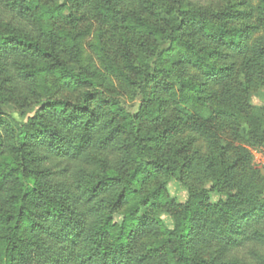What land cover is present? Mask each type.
<instances>
[{"label":"trees","instance_id":"1","mask_svg":"<svg viewBox=\"0 0 264 264\" xmlns=\"http://www.w3.org/2000/svg\"><path fill=\"white\" fill-rule=\"evenodd\" d=\"M247 8L0 0V264H247L231 254L264 242V106L245 95L264 34L231 27ZM88 19L119 31L114 52L84 56Z\"/></svg>","mask_w":264,"mask_h":264},{"label":"rangeland","instance_id":"2","mask_svg":"<svg viewBox=\"0 0 264 264\" xmlns=\"http://www.w3.org/2000/svg\"><path fill=\"white\" fill-rule=\"evenodd\" d=\"M64 0H59V3H63ZM198 3L200 6L209 8L211 10L222 12L224 9L234 6V9L240 11H249L247 7L250 8L253 16L250 20L246 18L236 17L235 21L232 23L231 27L242 28L244 25L249 27V35L245 39L248 47L253 45L260 36L264 34L263 26L260 25L257 18L259 17V7L263 0H192ZM136 8H139L138 3L135 4ZM65 16L67 14L65 13ZM59 24L63 25L64 22L59 21ZM65 26V25H63ZM66 28H71L69 25ZM78 28L83 31L81 37V48L84 56L88 60H94L92 46L94 44H102L109 53L114 52L117 46V41L120 38V33L117 29L102 25L100 22L94 19H88L82 21L78 24ZM248 103L252 107L260 108L264 106V85H259L258 87H252L247 93H245ZM230 140V139H228ZM204 146V145H203ZM202 146V153H204V148ZM251 156L253 158V164L262 172L264 175V149L262 148H251ZM206 189L210 188V183H206ZM167 194L176 204L182 205L186 202L188 198L187 189L178 183L176 180H171L166 186ZM211 202L217 203L219 200L224 198L211 194ZM119 218H117V221ZM161 220L166 228H171L172 221L170 217L166 214L161 215ZM234 258L243 259L247 264H257L260 260L264 261V242H246L241 248L236 252L231 254Z\"/></svg>","mask_w":264,"mask_h":264}]
</instances>
